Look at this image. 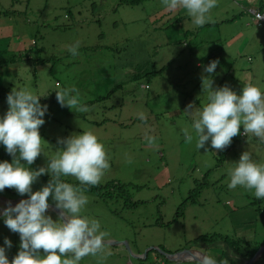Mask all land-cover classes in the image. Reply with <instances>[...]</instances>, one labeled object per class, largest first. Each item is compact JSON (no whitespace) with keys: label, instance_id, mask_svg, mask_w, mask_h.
Masks as SVG:
<instances>
[{"label":"rangeland","instance_id":"obj_1","mask_svg":"<svg viewBox=\"0 0 264 264\" xmlns=\"http://www.w3.org/2000/svg\"><path fill=\"white\" fill-rule=\"evenodd\" d=\"M19 1L0 0V39H7L9 49L16 52H22L17 50L21 44L31 47L32 40L38 49L29 52L31 61L4 68L0 85L29 90L41 96L42 105H48L46 122L40 128L44 154L30 167H46L48 159L63 147L59 139L91 131L109 156L110 168L100 183L130 184L122 197L110 203L86 189L89 202L82 215L100 222L106 242L126 240L129 248L108 243L103 253L85 257L80 264L164 262L160 248L173 253L189 248L194 238L206 234L228 236L240 245L263 246L264 199L240 186L230 190L228 184L229 172L244 151L264 163V143L249 135L220 157L210 142L205 152L196 147L195 116L184 112L189 104L196 111L207 104L204 99L211 90L203 94L204 67L220 51L243 55L240 62H247V67L238 66L251 84L264 91V68H260L264 51L254 58V52L261 51L257 47L264 44L263 26L253 18L250 3L244 12L240 0H219L209 14L211 22L197 26L187 12L171 15L163 0L135 6L120 0H27L21 12L7 13ZM77 44L78 54L73 56L69 47ZM39 59L43 62L38 63ZM198 61L202 67H197ZM236 70L237 76H245L240 68ZM232 75L218 65L210 79L214 87L228 85L237 92L240 81ZM63 88L78 89L89 111L62 108L55 91ZM8 107L7 101L0 100V116ZM141 113L145 120L139 118ZM186 128L194 137L190 144L185 142ZM148 137H155L152 146ZM50 178L41 176L33 191H39ZM64 179L79 184L74 177ZM192 193L195 202L190 203L187 197ZM3 194L28 197L14 189H5ZM49 203L55 206L51 198ZM49 214L57 218L51 209ZM5 238L13 244L7 252L11 261L19 251L20 237L5 226L1 215L0 247ZM146 249L150 251L147 261L134 258L133 254ZM209 249V256L218 258ZM165 264L187 263L167 260Z\"/></svg>","mask_w":264,"mask_h":264},{"label":"clouds","instance_id":"obj_2","mask_svg":"<svg viewBox=\"0 0 264 264\" xmlns=\"http://www.w3.org/2000/svg\"><path fill=\"white\" fill-rule=\"evenodd\" d=\"M163 4L170 12L185 10L195 25L203 26L211 22L209 14L217 6V0H163ZM253 10H259V5ZM77 48L78 44L69 47L73 56L78 54ZM218 65L219 61L213 60L204 68L207 75L202 77V89L203 92L211 90L209 102L199 111L194 104L184 110L195 116L192 128L196 133V147L207 152L210 142L211 149L224 151L234 137L241 135V128L243 135L264 141V91L253 84L245 85L239 94L228 85L214 87V79L210 78ZM55 92L62 108L81 113L89 111L81 103L78 89L63 88ZM7 104L8 111L0 116V144L12 161L0 162V192L14 189L28 198L0 195L4 224L20 237L19 251L11 261L7 252L13 244L10 239H4L0 264H80L85 257L103 253L107 233L101 230L98 220L82 215L89 202L82 186L98 185L110 168L105 145L91 131L70 135L58 140L63 147L54 158L48 159L46 167L34 170L30 166L44 154L45 140L40 128L46 122L48 105L41 104V96L16 88L7 95ZM139 118L146 119L143 113ZM183 133L185 142L192 143L194 137L190 131L186 128ZM147 139L149 146L155 143V137ZM44 175H50V180L34 192L33 185ZM229 176L230 190L240 186L254 190L257 199H264V163L254 161L249 152L240 155ZM65 177H74L79 184L67 182ZM16 198L22 200L12 206L11 201ZM3 202L8 205L1 206ZM50 209L57 213L56 219L49 214ZM188 264H217V261L211 256L198 255L189 257Z\"/></svg>","mask_w":264,"mask_h":264},{"label":"trees","instance_id":"obj_3","mask_svg":"<svg viewBox=\"0 0 264 264\" xmlns=\"http://www.w3.org/2000/svg\"><path fill=\"white\" fill-rule=\"evenodd\" d=\"M147 0H120V2L122 4L125 5H130V6H135V5H139L144 3ZM219 2V0H217ZM241 4H239L240 8L242 11L244 12H248L245 11L246 7V3H250V8L255 7L256 5H259V10L260 12H264V0H257V4H256V0H240ZM15 6H17V8H15ZM10 11H8L7 13H17V12H21L22 10L25 9V7L27 6V0H22L19 1L16 5H15ZM239 11L238 14H242V11ZM3 13V12H2ZM0 13V15L2 14ZM176 13V14H173ZM183 15L186 14L185 10H182L180 12V10L174 11L171 13V15ZM253 15V13H251ZM254 18V15H253ZM255 20H258L256 18H254ZM259 23H261V25L264 28V25L262 23V21L258 20ZM228 22H231V20L229 19ZM227 22V23H228ZM33 38V37H32ZM3 41H5L4 46H2ZM8 40L7 39H0V74L3 72L4 68H8V65H14L16 63H20L21 61L23 63H27L29 61H31V58L28 57V54L30 51H35L37 50V46H36V41L32 40L31 41V47H28L24 44L20 45V48L17 50H20L22 52H16L13 51L11 49H9L10 47L7 44ZM30 42V41H29ZM25 47V48H24ZM33 47L35 49H33ZM17 48V47H16ZM258 50L264 51L263 47H257ZM243 55H238L236 57V54L231 53L230 51L228 52H224V51H220V55L218 58H216V55L214 56V58L216 60L219 61V65L221 66V68H224L225 71H231L232 75V79L240 81L238 84V86L236 87L237 92H241L242 88L247 85L250 84V81H247L246 78L245 80H242L240 78V76H237L236 73L239 70H236V68H240V70L242 71V68L239 67L238 65H241V58ZM27 57V58H26ZM26 59V60H25ZM43 59H39L38 63H42ZM1 81V79H0ZM12 91V88L7 84V85H0V100H5L7 101V95ZM204 94V92H203ZM208 100L206 97L204 99V103H208ZM243 129L241 128V131ZM247 136L243 135H239L236 137V140H233L232 142V146L235 145L234 143L242 141L246 138ZM255 137V136H254ZM246 142L243 141V144H245ZM230 149V146L223 151H219L218 155L220 157V154H224L226 153L228 150ZM5 159H9L12 161V157L7 153L5 147L0 144V162H2ZM218 159V157H217ZM40 160V157L36 160V162L31 165V166H36L38 164ZM218 160H222V159H218ZM68 182V180H67ZM115 181H110V182H106L105 184H101L99 183L96 186H84L85 189L89 190L90 193H92V195L96 196L99 198V200L104 201V203H110L111 200H116L119 199L120 197H122L126 192L127 189L130 188V184L127 183H122V182H116ZM74 185H78L76 183H72ZM5 191V190H4ZM7 191V190H6ZM6 195V194H4ZM194 193H192L190 196L187 197V200L190 203L195 202V198H194ZM8 196V195H7ZM186 200V201H187ZM184 204H181L180 207L178 208V212H182L184 210ZM182 215V213H181ZM193 244L189 245L190 247H194L197 248L203 252H205L206 254H208L209 252V248H212L216 253H217V260L219 263H221L222 261H227V264H242L244 261L250 259L253 254L256 252V250L261 246V245H250L249 243H245L244 245H240V242L238 240H232L230 239V237L228 236H223V235H219V234H206L204 236H197L196 238L193 239L192 241ZM217 247L218 251L215 249V247ZM189 247V248H190ZM163 251H165L163 248H160ZM149 252H147V256L144 259H140L147 261L148 260V256H149ZM154 253H156L157 257L160 256V254L157 251H154ZM164 256V255H163ZM165 262H167V259L164 257V262L163 261H159L155 259V261L149 262V264H165ZM188 264V262H185ZM253 264H264V252L261 254V256L259 257V259L253 263Z\"/></svg>","mask_w":264,"mask_h":264},{"label":"water","instance_id":"obj_4","mask_svg":"<svg viewBox=\"0 0 264 264\" xmlns=\"http://www.w3.org/2000/svg\"><path fill=\"white\" fill-rule=\"evenodd\" d=\"M17 199H22V198H16V199H12L13 201L17 200ZM16 205V204H15ZM14 204H12V206H15ZM55 206L52 205V208H54ZM57 214V213H56ZM111 243V245H122V246H126L127 248H129V244L126 240L124 241H115V240H110V242H106L105 240V244ZM159 249V248H157ZM161 250V249H160ZM147 252L148 249H146L142 254H133L135 259H144L147 256ZM162 254L164 255V257L171 262H176V263H185L188 262L189 257H195L198 255H205V256H209L208 254H206L205 252L197 249V248H185L173 253H168L166 251L161 250ZM264 252V245L260 246L256 252L253 254V256L244 261L242 264H253L255 263L259 257L261 256V254ZM217 264H221L219 262H217Z\"/></svg>","mask_w":264,"mask_h":264},{"label":"crops","instance_id":"obj_5","mask_svg":"<svg viewBox=\"0 0 264 264\" xmlns=\"http://www.w3.org/2000/svg\"><path fill=\"white\" fill-rule=\"evenodd\" d=\"M261 47L264 48V44H263L262 42H261ZM235 51H236V48H235ZM260 52H262V51H255V52H254V58H256V55H258ZM234 54H236V52H235ZM252 59H253V57H251V56H247V61H252ZM196 64H197V67H202V63H200V61H198ZM246 64H247V62H244V63H242L241 65H243V66L246 68V67H247ZM204 68H205V67H204ZM260 68H264V60L261 61V63H260ZM242 71H243V73H244L245 76H240V78H241L242 80H245V78H246L247 81H250V82H251V78H248V75L246 74V71L243 70V69H242ZM250 84H251V83H250ZM260 141H261V140L259 139V143H260ZM261 142L264 143V141H261ZM27 198H28V197H27ZM135 254H142V253L136 252ZM208 255H209V254H208ZM213 258H215L216 261L218 262V260H217L216 257H213Z\"/></svg>","mask_w":264,"mask_h":264},{"label":"built area","instance_id":"obj_6","mask_svg":"<svg viewBox=\"0 0 264 264\" xmlns=\"http://www.w3.org/2000/svg\"><path fill=\"white\" fill-rule=\"evenodd\" d=\"M254 18L262 21L263 25H264V13L260 12L259 10H251Z\"/></svg>","mask_w":264,"mask_h":264},{"label":"bare ground","instance_id":"obj_7","mask_svg":"<svg viewBox=\"0 0 264 264\" xmlns=\"http://www.w3.org/2000/svg\"><path fill=\"white\" fill-rule=\"evenodd\" d=\"M20 200H22V199H17L15 201H11V203L15 205V204L19 203ZM3 205L7 206L8 205V202H3Z\"/></svg>","mask_w":264,"mask_h":264},{"label":"flooded vegetation","instance_id":"obj_8","mask_svg":"<svg viewBox=\"0 0 264 264\" xmlns=\"http://www.w3.org/2000/svg\"><path fill=\"white\" fill-rule=\"evenodd\" d=\"M0 204H2V201L0 200ZM2 210L0 209V212H1ZM1 216V215H0Z\"/></svg>","mask_w":264,"mask_h":264}]
</instances>
